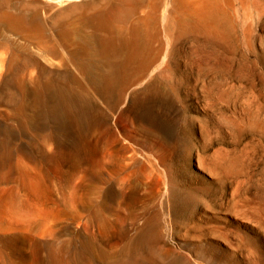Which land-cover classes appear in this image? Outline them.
Returning <instances> with one entry per match:
<instances>
[{"label": "rangeland", "instance_id": "374dc122", "mask_svg": "<svg viewBox=\"0 0 264 264\" xmlns=\"http://www.w3.org/2000/svg\"><path fill=\"white\" fill-rule=\"evenodd\" d=\"M225 18L220 33L166 31L159 21V67L148 74L164 87L159 102L171 123L152 130L121 111L108 144L118 159L103 153L100 128L84 131L81 143L68 131L14 139L10 160L0 161V196L16 185L12 206L0 208V237L27 236L0 241V264H264V0H228ZM22 49L16 64L27 78L31 62L23 58L45 60ZM89 65V77L78 80L103 81L93 76L105 64ZM56 149L51 171L46 154ZM217 150L232 167L211 169ZM82 154L96 164L88 167Z\"/></svg>", "mask_w": 264, "mask_h": 264}, {"label": "bare ground", "instance_id": "6f19581e", "mask_svg": "<svg viewBox=\"0 0 264 264\" xmlns=\"http://www.w3.org/2000/svg\"><path fill=\"white\" fill-rule=\"evenodd\" d=\"M227 4L228 0H0V43L4 46L0 55V106L4 108L0 110V161L10 160L11 144L20 135L35 130L47 135L68 131L80 142L85 138L84 131L93 135L99 128L97 141L101 142L103 153L118 159V151L115 153L108 144L114 134H119L117 117L121 111L132 121H144L152 130L171 123L159 102L167 96L164 87L151 76L153 73L148 74L159 67H152L159 53L153 46L160 30L159 21L166 31L194 28L220 33L227 21ZM26 47L38 49L45 60L23 58L31 62L27 78L26 68L16 64L24 53L22 48ZM92 62L105 64L104 72L93 76L103 81L78 80L89 77L87 70ZM58 77L74 80H58ZM170 107L175 108L173 101ZM57 150L46 154L51 171L58 170ZM213 153L209 161L211 169L232 167L224 152ZM81 158L88 167L97 162L92 155L85 158L82 154ZM137 164L134 163L135 170L141 175L143 165ZM170 182L164 185L166 197ZM15 186L1 188L4 189L0 196L2 210L12 206ZM68 200L66 195H61L60 202ZM38 215L41 220L48 217L43 209ZM24 236L26 233L13 231L3 234L0 241Z\"/></svg>", "mask_w": 264, "mask_h": 264}]
</instances>
